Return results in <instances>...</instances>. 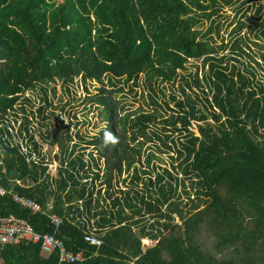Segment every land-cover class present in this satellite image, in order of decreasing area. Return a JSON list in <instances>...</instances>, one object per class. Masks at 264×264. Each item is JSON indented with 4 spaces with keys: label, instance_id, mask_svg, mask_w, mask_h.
Masks as SVG:
<instances>
[{
    "label": "trees",
    "instance_id": "obj_1",
    "mask_svg": "<svg viewBox=\"0 0 264 264\" xmlns=\"http://www.w3.org/2000/svg\"><path fill=\"white\" fill-rule=\"evenodd\" d=\"M232 3L0 0V120L10 110L26 113L17 105L31 100L29 90L52 103L48 90L56 93L51 85L61 82L66 91L92 85L96 93L88 99L107 121L92 136L77 131L70 150L73 135L65 127L79 120L64 125L52 110L53 123L45 106L31 107L42 139L58 142L59 158L67 163L56 178L17 147L0 153V184L44 206L52 195L60 214L86 196L88 185L93 188L86 204L100 214L99 225L111 228L96 247L65 219L59 235L88 255L68 264H116L139 256L133 264H264V17L259 41L252 40L259 49L241 35L249 26L244 20L219 43L217 16ZM203 18L211 21L205 30ZM166 83L180 88V96L169 94L177 110L166 99ZM145 84L141 97L150 109L126 108L121 96ZM164 105L173 112H161ZM23 119L27 130L35 121L27 114ZM105 129L118 137L115 144L103 142ZM105 184L115 211L103 208L101 188L93 201L96 187ZM0 209L28 219L39 232L54 230L46 214H32L9 195H0ZM146 213L155 217L150 235L160 240L141 256L132 225H142ZM1 257L2 264H58L57 254L44 256L40 244L25 240L5 246Z\"/></svg>",
    "mask_w": 264,
    "mask_h": 264
},
{
    "label": "built area",
    "instance_id": "obj_2",
    "mask_svg": "<svg viewBox=\"0 0 264 264\" xmlns=\"http://www.w3.org/2000/svg\"><path fill=\"white\" fill-rule=\"evenodd\" d=\"M18 107V105H17ZM21 110L17 109V111L12 113V110H10V114H7L4 116V119L0 120V151H2L5 146L8 147H17L21 154L25 155L28 162H34L35 164H38L40 166H46V174L48 175L50 173V170L53 168L55 170H59L60 168L67 167V163L63 164V162L60 160L61 156V147L58 142L51 143L50 141H45L44 144L48 143L49 145H56L58 146L59 150L54 153L56 156L55 158H50V152L48 154V151H46L43 144L39 143L36 138V128L34 126L35 121L33 119V114L30 115L28 112L23 113L20 112ZM46 111V110H44ZM50 113V112H49ZM58 113V112H57ZM21 114V115H20ZM28 115L30 119H33V123L28 124V130L26 129V126L24 125V119L23 117L25 115ZM45 114H48L47 112ZM50 116V114H48ZM67 116L68 123H70L71 119H73V115ZM59 120V119H58ZM57 120L55 119V122ZM64 122V120H62ZM194 126L195 123L193 122ZM64 125L65 122H64ZM197 126V125H196ZM45 128H43L44 130ZM65 129H69V133L73 135V140L70 141L69 149H72V146L77 143L78 136H76V132L79 131L82 134H85V132L80 131L79 126H75L71 124L70 127H65ZM196 130V133H198V129L196 127L194 128ZM29 132H32L34 135V140H31V137L29 135ZM65 132V131H64ZM41 134V130H40ZM88 134V133H87ZM35 143H38V146L35 145ZM84 146V145H83ZM90 150L87 149L85 152H88ZM57 154V155H56ZM86 159H88V155H86ZM58 160L60 162H58ZM92 180V178H90ZM86 181V179H85ZM116 181L114 180V183ZM16 183L20 184L21 186H25L22 180L16 179ZM117 184V183H115ZM114 184V185H115ZM117 187V186H116ZM101 188L102 190V206L104 209L109 210H116L117 208H114L112 206V198L108 196L107 194V186H97L95 192L93 193V201L97 198L98 190ZM128 187H123V189H127ZM90 189H93L88 185L87 187V193L86 196L83 198H78L74 200L75 207H73L70 211H67L65 214H60L57 211L54 210V205L47 203L46 206H44L40 201H38L35 198H32L26 194L20 193L18 190L15 189L14 186H11L9 188H6L0 184V195H9L10 198L20 204L23 208L29 210L32 214H46L49 218L50 224L53 227L52 232H39L35 229L34 225L26 218L18 217L15 214H8L3 215L1 213L0 209V264H2V250L5 246L10 244H16L20 241H28L36 244H40L41 252L44 256H50L51 254H57L58 255V264H68V263H76V262H85L88 258L87 252L82 250H74L67 246L66 240L59 235L60 228L62 224L64 223L65 219H68L72 221L73 224L78 226L79 230L82 232L84 240L89 243L90 245H94L96 247H99L103 244V237L108 232V230L111 228L109 224H104V226L99 225L98 222L100 220V214H94V209L91 211L89 210V207L86 204V198L90 193ZM96 202V201H95ZM93 202L92 205L95 204ZM109 205V206H108ZM128 210V209H126ZM109 213V212H108ZM109 216V214H107ZM143 218V224H134L132 225V230L137 234V236L140 239L141 242V249L142 253L141 256L146 254V252L152 248H154L158 243L160 238L154 237L150 235V232L155 231V229L152 228V224L155 223V217H153L151 214L146 213L141 216ZM135 219H138L136 216ZM179 221V219L177 218ZM126 224V222H123L121 225ZM119 224H116L118 226ZM142 228L145 229L144 232H142ZM140 257V256H139ZM139 257L134 258L130 261H119L116 264H133ZM22 264H29V263H22Z\"/></svg>",
    "mask_w": 264,
    "mask_h": 264
},
{
    "label": "rangeland",
    "instance_id": "obj_3",
    "mask_svg": "<svg viewBox=\"0 0 264 264\" xmlns=\"http://www.w3.org/2000/svg\"><path fill=\"white\" fill-rule=\"evenodd\" d=\"M264 17V0H233V3L231 5H224L221 8V11L219 15L217 16V23H219L221 27L220 36L215 35L217 41L220 43L223 38L227 40L230 38L231 34L230 31L237 25L239 20H244L248 23L249 26H246L243 28L241 35H244L248 38V41H250L251 45L254 49H259L257 45L252 42V40L259 41L257 37V33H259L260 25L262 24V18ZM210 20L203 18L202 23L200 24L201 27L204 28V30L210 25ZM228 47L225 49L227 51ZM193 61V59H191ZM193 70H196L193 68ZM61 82L52 83L51 87L56 88V93L48 90V100H51L52 103H48L46 101L40 100V96H42V93L38 90L36 92L34 91H27L25 94L27 97H30L31 100L26 101L23 99L19 104L22 105L26 112L31 110V107H33L34 110L40 107L41 105L46 107V112L48 114H51L52 110H55L56 112L60 113V119L64 120L65 124L68 123L67 116L74 117L75 121L79 120V123L76 124L79 126L80 131L88 133V135H94L97 132L101 130V128H104L107 123L106 120L102 119L101 115V108H99L94 103L90 102L88 99V96L90 94H95L96 89L88 84L89 91L86 89L85 84H73L70 86V91H66L64 88L61 87ZM166 94L168 95L166 99L170 101V108H173V110H177L175 102L170 98L169 94L172 92H175L179 94L180 96V88L178 87V84L176 83L174 87L171 83H166L161 85ZM148 90V87L145 84V87L138 86L135 88L134 92L131 91H125L126 94H123L121 99L123 100V104L126 105V108L129 109H135L139 106H142L144 104L145 107L150 109V106L146 104V102L141 97L142 90ZM92 92V93H88ZM41 94V95H40ZM65 106L64 109H62V106ZM168 108L166 105L162 106L160 108V111L163 113L170 114L173 112L172 109ZM23 113L22 111H20ZM50 112V113H49ZM29 115L31 113H28ZM44 114V113H43ZM21 115V114H20ZM69 117V118H70ZM34 118V116H33ZM36 118H34L35 120ZM47 121H51L55 123V119L52 115L46 119ZM195 127L197 129V126L199 122L194 121ZM36 128V138L39 143L43 144L46 151H48V154L50 152V158H55L56 156L54 153H56L59 148L56 145H49L48 143L44 144L45 141H43L40 129L42 127L41 124L37 120H35L34 124ZM89 149V148H88ZM2 153V151H0ZM57 155V154H56ZM167 159V154L164 155ZM58 162H60L58 160ZM169 165V163H167ZM51 178L58 177V170H55L54 168L50 170L49 173ZM121 186V184H120ZM55 197L52 195L49 198L50 202L49 204L54 205ZM109 206V205H108Z\"/></svg>",
    "mask_w": 264,
    "mask_h": 264
},
{
    "label": "clouds",
    "instance_id": "obj_4",
    "mask_svg": "<svg viewBox=\"0 0 264 264\" xmlns=\"http://www.w3.org/2000/svg\"><path fill=\"white\" fill-rule=\"evenodd\" d=\"M118 137L112 133V131L105 129L103 133V142L105 144L112 143L115 144Z\"/></svg>",
    "mask_w": 264,
    "mask_h": 264
}]
</instances>
